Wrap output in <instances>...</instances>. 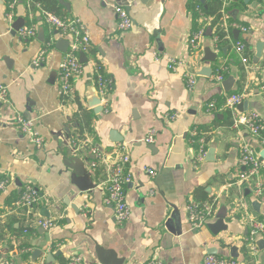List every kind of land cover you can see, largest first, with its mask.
Here are the masks:
<instances>
[{
    "label": "crops",
    "instance_id": "crops-1",
    "mask_svg": "<svg viewBox=\"0 0 264 264\" xmlns=\"http://www.w3.org/2000/svg\"><path fill=\"white\" fill-rule=\"evenodd\" d=\"M12 1L0 0V83L8 87L9 99L0 107V177L8 180L7 190L0 193V264H66L76 254L84 264H103L98 248L114 252L123 264H146L153 258L165 264H202L206 253L240 264H264V250L257 247L255 253L245 254L248 218L264 222V194L254 195V180L238 183L243 172L241 147L249 145L258 155L264 150L259 143L264 139V103L259 95L264 85V0L236 2L228 12L233 2L224 5L221 25L232 34L227 32L225 44L215 48L210 17L196 53L187 49L190 32L199 26L193 0H40V8H28L23 0L11 8ZM113 6L125 9L132 19L123 35L115 32ZM42 11L77 20L89 34L82 74L72 81L73 97L65 101L57 89L58 66L65 55L55 47L61 33L44 22ZM19 19L23 26L36 27L35 37L22 41L11 34ZM231 24L249 31L230 28ZM234 30L240 32L237 41L250 56L246 64L234 50ZM51 39L54 43L46 49ZM43 50L41 66L32 68ZM205 50L216 54L214 63L201 62ZM167 60L184 66L173 72ZM97 63L111 81L103 108L95 85ZM219 66L227 68L225 79H234L229 93L213 82ZM203 68H210L211 76H200ZM186 72L194 74L192 91L184 83ZM228 94L244 95L248 109L239 112L260 116V137L230 128L226 109L217 108ZM210 102L216 106L212 111ZM81 112L92 114L93 134L77 135L73 118ZM14 114L33 120L43 140L41 148L20 133ZM171 115L175 118L167 122ZM87 120L81 117L82 123ZM150 130L153 144L144 141ZM112 132L126 144L130 158L131 181L124 187L130 216L122 226L103 203L104 167H90L92 146L102 154L113 152L118 143L112 142ZM72 141L77 146L72 147ZM200 143L206 158L195 166ZM144 169L153 170L154 179ZM259 179L264 180V169ZM25 185L40 190L32 213L53 221L51 230L34 226L27 212L13 205L14 195L20 196ZM88 186L92 189L81 190ZM190 202H213L215 217L223 214L227 230L210 232L207 225L216 218L191 230L186 213ZM258 242L264 246V237ZM35 250L40 255L33 260Z\"/></svg>",
    "mask_w": 264,
    "mask_h": 264
},
{
    "label": "built area",
    "instance_id": "built-area-1",
    "mask_svg": "<svg viewBox=\"0 0 264 264\" xmlns=\"http://www.w3.org/2000/svg\"><path fill=\"white\" fill-rule=\"evenodd\" d=\"M17 0H13L10 4L11 8L16 3ZM28 8L35 6L40 8L39 4L34 0H23ZM214 1V0H207ZM255 2H260L261 0H253ZM232 0H222L223 6L228 5ZM114 13L116 15L115 32L118 35H123L128 32L132 26V19L125 9L113 6ZM193 17L196 14L197 21L199 24L195 29H193L187 39V49L189 53H196L199 48L202 39L205 36V28L207 21L210 22V17L205 16L202 12V7L199 3L195 4L192 8ZM42 16L44 22L51 28L57 30L61 33V38L68 41V49L64 55V58L60 62L57 71V89L59 97L65 101L73 97L74 88L72 81L82 74L83 65L79 61L78 54L80 52L87 53L89 48V34L85 28L77 20H67L60 18L54 14L42 11ZM12 17V15H10ZM208 26V25H207ZM226 30V27L221 25ZM230 28L238 29L239 31L246 33L249 31L247 28H238L236 24H231ZM213 33L211 39L214 47L216 48L219 43V38L214 34L215 29H212ZM36 35V27L34 25L22 26L17 32L16 36L22 41H27ZM53 39L49 40L46 44V49L53 45ZM235 52L240 56L241 62L246 64L248 62V57L246 55V49L242 42L237 41L234 45ZM46 50L39 53L37 58L31 63L32 68H39L44 60ZM168 69L176 72L179 66H184L183 62L179 60H167ZM227 68L225 66H219L215 70L213 75V82L221 85L225 80V73ZM95 85L98 95L101 97L100 107H104L106 102L104 98L107 96L110 88L111 81L104 77L95 65ZM184 83L189 91H192L195 86L194 74L184 73L183 75ZM259 95L264 103V85L259 88ZM244 95H229L225 96L224 109H226L231 116L232 130L239 131L244 129L248 131L253 137H260L263 131L262 120L258 114L255 112L251 113H241L237 109V105L242 103L244 100ZM9 104L8 99V87L5 84L0 83V107L7 106ZM215 102H210L208 105L209 111L215 109ZM166 117V116H165ZM175 118L174 115L166 117V121H172ZM13 122L20 131V133L28 138L36 148H41L43 145V140L39 136L38 132L34 128V122L28 117L21 114H14ZM154 131L150 130L148 136L144 140L147 144H153L155 141ZM198 133L193 131L192 137L196 138ZM260 146L264 149V139L260 138ZM77 142H71V146L75 147ZM90 154L92 155V160L90 167L94 170L103 166L106 173L105 181L102 183L105 196L103 203L110 206L113 210V215L115 222L122 226L127 222L130 216V208L126 203L124 187L126 184L130 183L131 176L129 173L130 158L127 151V146L124 143H118L111 154H102L95 147L90 148ZM206 158V150L200 143L198 148V155L194 160L195 166H198L204 162ZM239 164L243 167V172L239 177V184H242L248 180H254L253 193L255 196H261L264 194V180L259 179V176L264 169V161L259 157L258 153L251 148L249 145H243L240 151ZM145 173L151 179H154L156 173L153 170L144 169ZM8 187V180L0 177V193L5 192ZM150 195L152 193L150 192ZM41 198V192L36 187L31 185H25L20 192L19 198L14 202V206L17 208L24 209L29 215L33 225L42 228L46 231L51 230L55 224L49 219L39 218L35 216L32 211L33 207ZM214 203H196L190 202L186 205L187 221L190 225L191 230H198L202 228L205 223L211 219L215 218ZM31 213L33 216H31ZM248 235L245 239L246 246L249 253H255L257 250L258 238L264 237V222L248 218ZM1 258V255H0ZM8 264H15L12 260ZM66 264H84L83 257L79 254L70 256ZM146 264H165L157 258L150 259ZM202 264H240L238 261L231 258L218 257L216 255L206 253L204 255Z\"/></svg>",
    "mask_w": 264,
    "mask_h": 264
},
{
    "label": "water",
    "instance_id": "water-1",
    "mask_svg": "<svg viewBox=\"0 0 264 264\" xmlns=\"http://www.w3.org/2000/svg\"><path fill=\"white\" fill-rule=\"evenodd\" d=\"M206 0H200V2L202 4L205 3ZM24 21L22 19L17 20L13 26H12V31L11 34L15 35V33L23 26ZM239 31L238 30H234L233 34L236 37L235 40L237 41V37L239 35ZM68 41L67 40H63V39H59L58 41H56L55 47L63 52L66 53L67 49H68ZM216 54L212 53L210 50H205L204 51V57L202 58L201 62H211L214 63L216 60ZM82 60V61H81ZM80 61L86 62V56L84 53L80 52ZM212 70L210 68H203L199 75L200 76H205V77H209L211 76ZM234 84V79L233 77L229 76L228 78H226L221 86L224 90V92L229 93L232 86ZM237 109L238 111H247L248 109V102L247 101H243L242 103L237 105ZM112 142L113 143H120L122 140L121 138L118 136V134L116 132H112ZM212 152H208L207 154V159L211 158ZM260 158H262L264 160V150H262L259 154ZM86 177V176H85ZM82 180H80L81 182ZM17 186L19 187L18 192L20 191L21 185L17 184ZM92 186H88L85 189H81L82 191H86V190H91ZM216 220L213 223H209L207 225V228L210 230V232L213 235H218L221 232H225L227 230V226L224 224V216L223 214H217V216L215 217ZM257 247L263 251L264 250V246H261V243H257ZM235 249H232V252H235ZM97 253L98 255H100L101 260L103 261V264H123V260L122 259H118L116 254L112 251H106L103 250L101 248L97 249ZM40 255V251L35 250V252L33 253V260L35 259V257H39Z\"/></svg>",
    "mask_w": 264,
    "mask_h": 264
},
{
    "label": "trees",
    "instance_id": "trees-1",
    "mask_svg": "<svg viewBox=\"0 0 264 264\" xmlns=\"http://www.w3.org/2000/svg\"><path fill=\"white\" fill-rule=\"evenodd\" d=\"M35 2H38L40 0H34ZM54 2V1H53ZM233 3L230 4L225 10L228 12L232 7H234V3L236 2H240L242 3L243 0H233L232 1ZM193 3V6L195 4L198 3L197 0H193L192 1ZM201 7H202V12L205 16H208V17H212L213 18V21L211 23V28L215 29L214 31V34L218 36L219 38V43L220 44H225V39H226V35H227V32L229 35L232 34V29H228L227 31L221 27V11L223 9V3H222V0H214V1H206L205 4H201ZM193 8V7H191ZM194 18H196V14H194ZM250 58V56H248V59ZM96 67L98 68L99 72L104 76V73H103V70H102V67L100 64H96ZM105 77V76H104ZM228 95H233V94H228ZM224 105V100H219L217 102V108L218 107H222ZM226 113L228 114V116H230V113L226 110ZM86 116V118L88 119L86 121V123H82L81 121V117L83 118V116ZM91 118H92V114L89 113V112H81V115H77V116H74V120H75V123H76V126H77V135L78 136H82L85 132L88 133V134H93L92 132V129L90 128V121H91ZM231 118V116H230ZM231 125V123H230ZM195 146H197L195 144ZM14 198H16V200L19 198V195H14ZM15 200V201H16ZM14 201V202H15ZM197 203H204V202H197ZM249 251L246 250L245 251V254H246V257L249 256Z\"/></svg>",
    "mask_w": 264,
    "mask_h": 264
}]
</instances>
